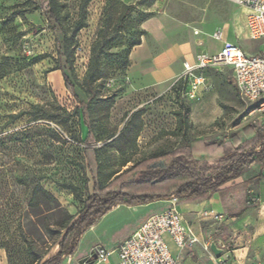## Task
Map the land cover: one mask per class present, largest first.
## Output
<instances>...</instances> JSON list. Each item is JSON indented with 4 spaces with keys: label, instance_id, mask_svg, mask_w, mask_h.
Segmentation results:
<instances>
[{
    "label": "rangeland",
    "instance_id": "rangeland-1",
    "mask_svg": "<svg viewBox=\"0 0 264 264\" xmlns=\"http://www.w3.org/2000/svg\"><path fill=\"white\" fill-rule=\"evenodd\" d=\"M54 3L53 16L47 0H0V264H35L49 253L95 181L104 186L121 176L116 188L136 176L131 168L140 160L195 140L223 143L248 126H264V113L240 99L227 67L196 72L204 80L196 91L190 77L148 89L127 79L131 45L146 36L144 19L163 13L179 32L197 27L205 40L219 26L243 52L258 53L235 4ZM80 19L84 27L75 31ZM213 40L215 52L219 40ZM247 197L257 202L254 194ZM164 206L104 215L84 233L72 264L90 247L113 248L135 219Z\"/></svg>",
    "mask_w": 264,
    "mask_h": 264
},
{
    "label": "crops",
    "instance_id": "crops-1",
    "mask_svg": "<svg viewBox=\"0 0 264 264\" xmlns=\"http://www.w3.org/2000/svg\"><path fill=\"white\" fill-rule=\"evenodd\" d=\"M244 21L245 10L243 28ZM174 23L173 17L167 13L143 21L142 29L146 36L129 55L127 79L130 86L142 89L169 86L182 74L184 62L192 64L195 56L201 53L214 55L221 50L223 42L234 41L230 37L222 36V29L217 26L213 33L220 29L221 39L217 51L213 52L210 49L212 41H215L213 36L204 40V33L197 27H192L191 33L184 34L179 32ZM194 30L199 31V34L194 35ZM196 37H199L198 41L195 40ZM236 186L237 188L231 190ZM242 186L243 194L236 198V189ZM249 194L255 195V204L250 203L251 198L247 197ZM159 203L165 206L135 219L113 248L105 250L98 245L90 247L86 255L77 258L75 264H85L93 248L97 247L111 254L105 261L92 264H117L116 247L150 216L170 208L171 203L169 200H161L133 207L119 205L107 213L109 215L121 209L134 211L155 207ZM175 209L196 238L195 243L178 249L172 240L165 236L176 264H264V163L253 165L240 178L227 183L220 192L210 194L207 198L177 200ZM101 221L102 219L89 230L94 229ZM82 238L83 236L80 241ZM212 243L220 250L218 255L210 250ZM204 245L208 248L205 249ZM78 246L74 254L62 264H72L73 257L78 255ZM55 252L56 250L52 254Z\"/></svg>",
    "mask_w": 264,
    "mask_h": 264
},
{
    "label": "trees",
    "instance_id": "trees-1",
    "mask_svg": "<svg viewBox=\"0 0 264 264\" xmlns=\"http://www.w3.org/2000/svg\"><path fill=\"white\" fill-rule=\"evenodd\" d=\"M47 2L54 16V0ZM126 9H131V6ZM81 19L77 21L75 31L84 27ZM140 43L138 39L131 48ZM67 51L68 41H65L66 55ZM160 161L163 167H151ZM263 163L264 126H248L241 131V135H232L223 143L195 140L176 150L140 160L131 168V171H137L136 176L119 182L116 188L112 184L121 176L104 186L95 181L92 194L81 201L82 208L77 216L64 227L49 253L37 258L35 264H62L63 256L68 258L74 254L84 233L119 205H147L172 197L177 200L207 198L210 194L220 192L227 183L240 178L253 165ZM54 248L56 252L52 254Z\"/></svg>",
    "mask_w": 264,
    "mask_h": 264
},
{
    "label": "built area",
    "instance_id": "built-area-1",
    "mask_svg": "<svg viewBox=\"0 0 264 264\" xmlns=\"http://www.w3.org/2000/svg\"><path fill=\"white\" fill-rule=\"evenodd\" d=\"M245 10V29L249 41L258 42L260 51L248 54L231 42H223L221 50L214 55L198 54L192 64L184 62L180 76L193 79L191 86L196 91L204 86L202 77L196 72L203 69L227 67L232 73V81L242 101L254 107L252 112L264 113V0H227ZM194 35L199 31L194 30ZM213 38L221 39L220 29ZM171 207L146 219L135 232L122 241L115 249L117 264H176L170 253L165 236L182 249L196 242V238L183 222L175 209L177 199H169ZM219 245H221L219 243ZM205 249L207 245L203 246ZM111 252L93 248L85 264L103 262Z\"/></svg>",
    "mask_w": 264,
    "mask_h": 264
},
{
    "label": "water",
    "instance_id": "water-1",
    "mask_svg": "<svg viewBox=\"0 0 264 264\" xmlns=\"http://www.w3.org/2000/svg\"><path fill=\"white\" fill-rule=\"evenodd\" d=\"M164 164L162 161L158 162L157 164H152L151 167L155 168V167H163ZM169 200V199H166ZM210 250L212 251L213 254L218 255L220 253V250H217L216 245L214 243H212L210 245ZM67 257L63 256V259L65 260Z\"/></svg>",
    "mask_w": 264,
    "mask_h": 264
},
{
    "label": "bare ground",
    "instance_id": "bare-ground-1",
    "mask_svg": "<svg viewBox=\"0 0 264 264\" xmlns=\"http://www.w3.org/2000/svg\"><path fill=\"white\" fill-rule=\"evenodd\" d=\"M243 11H244V9H243Z\"/></svg>",
    "mask_w": 264,
    "mask_h": 264
}]
</instances>
